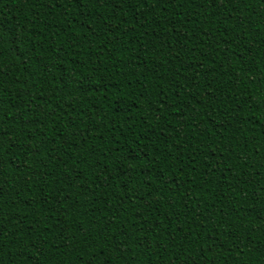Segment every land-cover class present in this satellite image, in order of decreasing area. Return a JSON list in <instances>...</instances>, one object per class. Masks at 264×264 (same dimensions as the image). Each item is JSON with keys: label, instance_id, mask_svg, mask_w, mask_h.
I'll use <instances>...</instances> for the list:
<instances>
[{"label": "trees", "instance_id": "16d2710c", "mask_svg": "<svg viewBox=\"0 0 264 264\" xmlns=\"http://www.w3.org/2000/svg\"><path fill=\"white\" fill-rule=\"evenodd\" d=\"M0 264H264V0H0Z\"/></svg>", "mask_w": 264, "mask_h": 264}]
</instances>
